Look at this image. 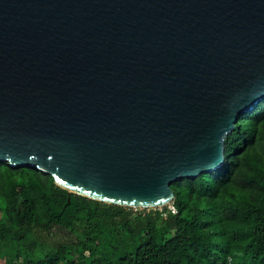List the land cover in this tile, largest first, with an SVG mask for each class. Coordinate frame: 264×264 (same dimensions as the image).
Instances as JSON below:
<instances>
[{
    "label": "water",
    "instance_id": "obj_1",
    "mask_svg": "<svg viewBox=\"0 0 264 264\" xmlns=\"http://www.w3.org/2000/svg\"><path fill=\"white\" fill-rule=\"evenodd\" d=\"M262 99L264 0H0V162L69 192L165 206Z\"/></svg>",
    "mask_w": 264,
    "mask_h": 264
},
{
    "label": "trees",
    "instance_id": "obj_2",
    "mask_svg": "<svg viewBox=\"0 0 264 264\" xmlns=\"http://www.w3.org/2000/svg\"><path fill=\"white\" fill-rule=\"evenodd\" d=\"M224 157L170 185L175 214L90 199L0 162V264H264V99L239 115ZM54 229L73 239L54 242Z\"/></svg>",
    "mask_w": 264,
    "mask_h": 264
},
{
    "label": "rangeland",
    "instance_id": "obj_3",
    "mask_svg": "<svg viewBox=\"0 0 264 264\" xmlns=\"http://www.w3.org/2000/svg\"><path fill=\"white\" fill-rule=\"evenodd\" d=\"M162 207H164V206H162ZM162 207H158V209H160ZM148 209L149 208H147L146 212L148 211ZM133 212L136 213L137 211L133 210ZM126 213H129V211L127 209H126ZM52 239L54 242L60 243V242L66 241V240H72L73 236L67 231L54 229V230H52Z\"/></svg>",
    "mask_w": 264,
    "mask_h": 264
},
{
    "label": "built area",
    "instance_id": "obj_4",
    "mask_svg": "<svg viewBox=\"0 0 264 264\" xmlns=\"http://www.w3.org/2000/svg\"><path fill=\"white\" fill-rule=\"evenodd\" d=\"M167 211L171 214H175L177 213V209L173 203V201L169 202L168 204L165 205ZM163 208V207H162ZM162 208H160V210H162ZM168 212H165L164 215H167Z\"/></svg>",
    "mask_w": 264,
    "mask_h": 264
}]
</instances>
